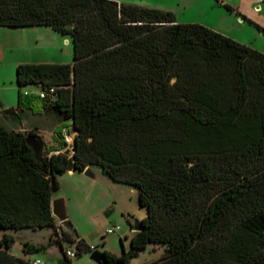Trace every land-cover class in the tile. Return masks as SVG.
<instances>
[{
    "label": "trees",
    "instance_id": "trees-1",
    "mask_svg": "<svg viewBox=\"0 0 264 264\" xmlns=\"http://www.w3.org/2000/svg\"><path fill=\"white\" fill-rule=\"evenodd\" d=\"M126 1L0 0V28L71 40L72 64L19 65L17 84L56 88L54 101H31L75 132L72 156L61 128V150L39 160L27 143L38 129L0 125V230L54 229L66 264L65 242L92 254L77 232L58 233L52 202L59 176L100 166L148 209L129 250L103 252L108 264H131L154 244L167 248L148 264H264V53ZM4 109L0 99V115L22 122ZM14 244L0 238V264H34L47 249L25 243L22 259Z\"/></svg>",
    "mask_w": 264,
    "mask_h": 264
},
{
    "label": "rangeland",
    "instance_id": "rangeland-1",
    "mask_svg": "<svg viewBox=\"0 0 264 264\" xmlns=\"http://www.w3.org/2000/svg\"><path fill=\"white\" fill-rule=\"evenodd\" d=\"M163 1L127 0L126 3L150 8V6H163ZM170 4L172 12L176 11L174 13L184 24H201L254 49L264 45V29L261 30L256 26L264 28V0H173ZM225 5L232 7L234 11L228 10ZM241 17H244L245 20H242ZM3 29L16 33L13 39L16 43H20L21 46L18 50H20L19 55L23 59L51 61L55 64H71L73 62L74 52L71 40L62 37L49 27ZM0 75H4L3 78L9 80L6 86L0 83V99L5 100L7 104L17 105L19 90L16 88L15 82L16 70L13 73V84H10L11 73L9 70L1 72ZM27 91H29L31 99L32 97L37 98L40 94V89L35 87H28ZM36 105L39 107L36 108ZM33 108V111L25 112L22 115V121L26 123L27 128H39L38 135H41L49 145L51 144L50 140L53 139L54 130L58 133L63 128L62 135L64 133L72 135L71 127H66L56 118L41 112L39 101L33 103ZM5 109L12 108L5 107ZM4 121L8 128H11L12 125L17 128V124H19L1 115L0 125H3ZM52 147L47 149L52 151L51 154L61 150L60 146H58V148L60 147L58 150H56L57 145ZM89 168L94 177L74 171L59 176L61 189L54 193V198L65 200L69 221L77 234L93 249V252L107 251L119 256L123 253V248L129 250L131 247V239L134 234L131 227L132 218L137 221L145 219L148 209L140 205L137 189L114 182L100 166ZM117 227H120L121 230L108 234L109 229ZM57 231L60 235H62V231H66L58 221ZM53 233L54 229L51 228L36 231L26 229L4 232L0 230V238L4 235L14 238L15 244L9 253L15 257L26 258L23 253L25 243L35 246L45 245L47 247L45 251L31 256L30 259L40 260L45 264H66L60 247L50 245ZM166 248V245H149L147 249L140 252L137 258L132 260L131 264H148L161 259ZM69 250L77 254L76 246L65 242L64 251ZM90 257L91 253H85L81 257L76 256L71 260V264H96Z\"/></svg>",
    "mask_w": 264,
    "mask_h": 264
},
{
    "label": "crops",
    "instance_id": "crops-1",
    "mask_svg": "<svg viewBox=\"0 0 264 264\" xmlns=\"http://www.w3.org/2000/svg\"><path fill=\"white\" fill-rule=\"evenodd\" d=\"M171 1H173V0H164L163 3H162L163 6H150V8H157V9H160V10L172 11V9H170V6H171L170 3H171ZM222 4H224V3H222ZM147 8H149V7H147ZM173 12H176V11L173 10ZM176 17H177L178 23L184 24L183 22H181V20L179 19V16L178 15ZM241 18H242V20H245L244 17H241ZM256 26L259 29H264L261 26H258V25H256ZM14 34H16V33H12V31H7V30H5L3 28H0V73L1 72H5V71L7 72L9 70V72L11 73V76L9 77V79H11L10 80V84H13V80H12L13 79V73L16 70V81H15L16 82V88L19 90V93H22L25 97H26V95H28V97L25 98V102H26V104H29L30 105V108H28L24 112H21L20 107H19V97H18V102H17L18 104L17 105L16 104H7V102H5V100L2 101V102H3V104L5 103L4 104L5 107H11L12 109H14L18 113V115L19 114L20 115H23L25 112H30V111H33L34 110L33 103H32L31 98H30L31 95H30L29 91H27V88L28 87H35V88L40 89V92H41V88L39 86L20 87L17 84V68H18V66L19 65H22V64H55V63H53L51 61L50 62L44 61V60L43 61H34V60H27L25 58L24 59L21 58V56L19 55L20 54V50H18V48H20L21 45H20V43H16L14 41V39H13L15 37ZM255 50L264 53V45L262 47H260V48L257 47ZM18 56H20V57H18ZM3 77H4V75L0 77V83H1V85L6 86L9 80L6 79V78H3ZM38 107L39 106L36 105V108H38ZM41 112H45L46 115H49L50 116V113H47L46 110L42 106H41ZM0 117H1V115H0ZM12 121L13 122H16L14 120H12ZM5 123L6 122L4 121V123H3L4 126H6ZM60 123H59V125H61ZM14 126L15 125H12L10 129H14V130L38 129L39 130V128H37V127H35V128H27L26 127L27 125H26V123L24 121H22L20 124H17V128H15ZM72 132H73L72 135H75V132L74 131H72ZM61 141L62 140H60L57 137V133L54 130V132H53V139L50 140L51 144L49 145L48 142L46 140H44V142H45V149H44V151L47 150V149H49V148H51L54 145H57L56 150H58L60 147H62ZM58 146H60V147L58 148ZM52 148L55 149V147H52ZM57 153H55V154H57ZM56 199L57 198H54L53 200H56ZM65 204H66V202H65Z\"/></svg>",
    "mask_w": 264,
    "mask_h": 264
},
{
    "label": "water",
    "instance_id": "water-1",
    "mask_svg": "<svg viewBox=\"0 0 264 264\" xmlns=\"http://www.w3.org/2000/svg\"><path fill=\"white\" fill-rule=\"evenodd\" d=\"M3 112L5 115L11 118H17L18 116V113L14 109H5ZM27 143L32 148L37 159L42 160L43 155H44L45 142L43 138L41 137V135H33V136L28 137ZM74 148L75 146H73V149H69V148L65 149L64 154L68 156H72L74 154ZM83 173H85V175L87 176L94 177V174L90 168H87ZM52 212H53V216L59 222L61 227H63L67 232H70V233L76 232L75 228L73 227V225L68 219L67 208H66L64 199L53 200ZM132 231L133 232L141 231V226H140L139 221L135 222ZM90 259L96 264H108L105 255L99 251H94L91 254Z\"/></svg>",
    "mask_w": 264,
    "mask_h": 264
},
{
    "label": "built area",
    "instance_id": "built-area-1",
    "mask_svg": "<svg viewBox=\"0 0 264 264\" xmlns=\"http://www.w3.org/2000/svg\"><path fill=\"white\" fill-rule=\"evenodd\" d=\"M39 95H40V98L41 99H46L48 97H52V101H54L55 95H56V88H49L48 90L41 91V93ZM74 136L75 135H70V134H67V133H64L63 134V140L67 144V146H68L69 149H73V146H74ZM120 230H121L120 227L113 228V229H109L108 230V234H113V233H115L117 231H120ZM66 255L70 259H74L76 257V253H74L73 251H70V250L66 252ZM34 264H45V263H43L40 260H36L34 262Z\"/></svg>",
    "mask_w": 264,
    "mask_h": 264
}]
</instances>
